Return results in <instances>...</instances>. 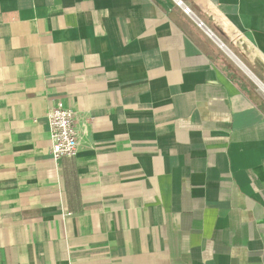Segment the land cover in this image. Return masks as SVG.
<instances>
[{"label":"crops","instance_id":"obj_1","mask_svg":"<svg viewBox=\"0 0 264 264\" xmlns=\"http://www.w3.org/2000/svg\"><path fill=\"white\" fill-rule=\"evenodd\" d=\"M250 75L264 0H0V264H264Z\"/></svg>","mask_w":264,"mask_h":264},{"label":"built area","instance_id":"obj_2","mask_svg":"<svg viewBox=\"0 0 264 264\" xmlns=\"http://www.w3.org/2000/svg\"><path fill=\"white\" fill-rule=\"evenodd\" d=\"M188 10L185 9V12ZM48 132L51 141L50 155L57 162L63 158L76 157L81 144V135L85 125L78 127L79 113L56 101L48 110Z\"/></svg>","mask_w":264,"mask_h":264},{"label":"bare ground","instance_id":"obj_3","mask_svg":"<svg viewBox=\"0 0 264 264\" xmlns=\"http://www.w3.org/2000/svg\"><path fill=\"white\" fill-rule=\"evenodd\" d=\"M248 72V71H247ZM248 74H250V73H248ZM251 76V75H250ZM252 78H254V80L257 82V84H258V86L261 88V92H264V85L261 83V82H259V81H257L256 79H255V77H253V76H251ZM264 94V93H263Z\"/></svg>","mask_w":264,"mask_h":264},{"label":"rangeland","instance_id":"obj_4","mask_svg":"<svg viewBox=\"0 0 264 264\" xmlns=\"http://www.w3.org/2000/svg\"><path fill=\"white\" fill-rule=\"evenodd\" d=\"M255 87L258 89V92L260 93V95H262L264 97L263 92H261L260 89L257 86H255Z\"/></svg>","mask_w":264,"mask_h":264},{"label":"water","instance_id":"obj_5","mask_svg":"<svg viewBox=\"0 0 264 264\" xmlns=\"http://www.w3.org/2000/svg\"><path fill=\"white\" fill-rule=\"evenodd\" d=\"M205 28V27H204ZM206 29V28H205ZM206 31L208 32V33H210L209 31H208V29H206ZM211 34V33H210ZM212 35V34H211ZM215 38V37H214ZM221 46H222V44H221Z\"/></svg>","mask_w":264,"mask_h":264}]
</instances>
